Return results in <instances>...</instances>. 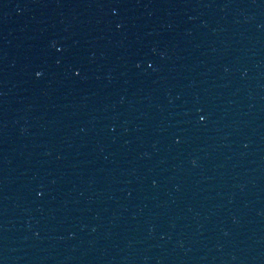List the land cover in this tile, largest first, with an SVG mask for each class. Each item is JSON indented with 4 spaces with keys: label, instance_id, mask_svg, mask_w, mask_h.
Returning <instances> with one entry per match:
<instances>
[{
    "label": "water",
    "instance_id": "water-1",
    "mask_svg": "<svg viewBox=\"0 0 264 264\" xmlns=\"http://www.w3.org/2000/svg\"><path fill=\"white\" fill-rule=\"evenodd\" d=\"M0 264H264V0H0Z\"/></svg>",
    "mask_w": 264,
    "mask_h": 264
}]
</instances>
